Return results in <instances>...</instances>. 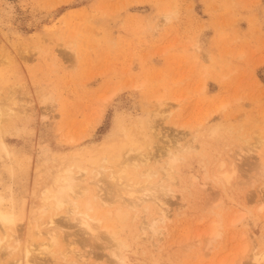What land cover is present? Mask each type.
Segmentation results:
<instances>
[{
	"label": "rangeland",
	"instance_id": "374dc122",
	"mask_svg": "<svg viewBox=\"0 0 264 264\" xmlns=\"http://www.w3.org/2000/svg\"><path fill=\"white\" fill-rule=\"evenodd\" d=\"M17 82L22 90L10 95ZM5 99L19 101L0 121L1 192L22 193L12 167L40 192L61 160L79 155L93 169L86 178L99 203L114 198L103 206L115 208L128 194L108 193L102 165L115 172L127 155L146 153L157 166L154 155L162 158V147L176 152L179 138L190 146L167 180L173 215L160 239L138 236L143 216L157 210L139 191L143 166L124 171L122 184L150 205L117 223L126 263L256 264L254 254L264 253V0H0V106ZM20 105L33 107L32 116ZM235 158L223 185L220 172ZM147 183L157 185L154 177ZM57 219L72 239L82 235L64 213ZM216 220L222 233L212 238ZM101 248L79 264H122ZM31 259L69 264L71 257Z\"/></svg>",
	"mask_w": 264,
	"mask_h": 264
},
{
	"label": "bare ground",
	"instance_id": "6f19581e",
	"mask_svg": "<svg viewBox=\"0 0 264 264\" xmlns=\"http://www.w3.org/2000/svg\"><path fill=\"white\" fill-rule=\"evenodd\" d=\"M172 12L173 10H169L168 13L164 14L167 17L166 19H169ZM22 87L20 82L15 83L10 90V95L15 96V94L22 90ZM110 98L111 96L105 99V101L107 102ZM11 99L13 98L11 97ZM49 99H52V96L46 97L45 95V99L42 101L47 102ZM18 101L14 100V104H17ZM8 102L11 103L12 101L7 100L4 104ZM3 105L1 104L0 106V121L3 118L8 120L9 115L16 111L12 103L8 104V107L6 104ZM20 107V111L23 114L28 117L32 116L33 107L30 106L28 108L29 105H20ZM147 121L150 122L151 120L147 119ZM176 140L178 142L176 152L162 147L160 150L164 151L160 155L163 157L159 158L157 154L154 155L155 159H158L156 160L158 161L157 166L149 162L146 153L135 155V158L131 157L132 155H127V158L121 162L122 169L115 172L110 171L103 164L102 168L99 169V175H101V178H111V181H108L111 183L106 188L108 193L111 196L114 195V197L128 194V198L120 201L119 205L115 208L103 206V204H108L109 201L114 202V198H110L109 200L102 199V202H100L102 204V211L97 209V206L100 205L98 201L99 191L86 178V176L93 173V169H90L87 161L79 155H72L67 160H61L58 169L54 171L51 179L40 189V192L36 187L32 189L28 188V183L23 177L22 172L16 168H10L8 174L11 175L12 179L19 182L22 193L19 196L16 193L17 190H13L10 193L0 191V264H32L30 261L33 255L44 254L45 252L56 255L62 254L65 259L71 257V259H66L69 264H79L80 261L86 260L91 253H96L95 247L98 248V246L103 249H109L110 255L118 263L128 264L126 263L127 257L125 254L127 244L120 236L117 223L123 222L127 218L130 209H134L136 214H139L140 211L146 213L149 211L150 205L148 203L143 204L147 201H144V197L137 195L138 191L134 188H126L125 185L128 183L122 184L124 181H127L124 171L129 175L130 171L126 169L134 170L139 166H143L139 175L146 180V183L144 184L145 187L139 189V191L142 189L148 191L144 195L150 197L154 204H156L157 210L143 216L144 218L140 225L141 231L138 233V236L151 240V242L160 239L159 236L164 235L166 232V228L164 229L162 224L168 222L173 215L164 197L166 194L174 193V189L167 183V180L173 177V168L176 167L178 161L182 158V152L190 146L181 143V139L179 138ZM192 140L187 141V143H191ZM0 143L3 145L1 139ZM192 146L195 147L194 144ZM237 160L238 158H235L231 163V167L220 172L218 179L221 184L226 185L231 180L236 171ZM104 170L107 174L104 173ZM115 173H118V175ZM152 177L155 178L157 185H149L147 183ZM29 195L32 202L34 197H36L37 202H34L36 205H31L32 202L28 200ZM263 209L264 205L261 204L260 210L262 211ZM36 210L40 211L38 217L45 216L46 218L41 220L35 217L33 213ZM61 213H64L65 217L70 218V221H75V223L72 222V226L79 225L82 234L80 237H77L75 234L76 239H72L71 235L74 232L66 230L65 226L58 223L57 216ZM240 220L241 216H237L231 223L235 225ZM16 225H19V229L25 230V232L23 234L18 233L15 229ZM221 225L222 220L214 221L210 231L212 238L222 233L219 228ZM63 241H65V246ZM78 241L85 247L83 250L77 248L76 243ZM87 247H90L91 250L87 249ZM92 249L96 251H92ZM6 254H12L13 259L7 262L4 261L3 258ZM253 259L256 264H264V253L254 254Z\"/></svg>",
	"mask_w": 264,
	"mask_h": 264
}]
</instances>
